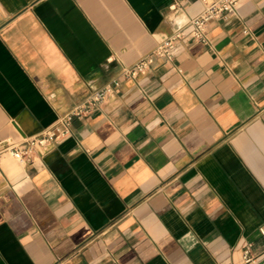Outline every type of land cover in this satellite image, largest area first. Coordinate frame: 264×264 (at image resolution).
<instances>
[{
  "label": "crops",
  "instance_id": "obj_1",
  "mask_svg": "<svg viewBox=\"0 0 264 264\" xmlns=\"http://www.w3.org/2000/svg\"><path fill=\"white\" fill-rule=\"evenodd\" d=\"M173 3L0 0V264H247V243L264 263V0L208 44L190 37L201 0ZM106 87L59 143L13 157Z\"/></svg>",
  "mask_w": 264,
  "mask_h": 264
},
{
  "label": "built area",
  "instance_id": "obj_2",
  "mask_svg": "<svg viewBox=\"0 0 264 264\" xmlns=\"http://www.w3.org/2000/svg\"><path fill=\"white\" fill-rule=\"evenodd\" d=\"M187 0H174L172 7H182ZM242 0H201L203 3L202 12L189 18V24L192 26L191 39L209 43L208 30L213 20L228 19L238 14V9ZM187 38L183 31H179L169 40L162 43L153 54L143 58L134 67L126 71V76L135 78L139 74L147 71L154 63L157 57L171 59L172 52L178 40ZM118 85V84H117ZM111 92L109 87L94 92L84 104L78 106L68 115L62 118L56 125L50 128L44 134L23 141L20 144L8 146L9 151L15 159L20 162H33L39 152L47 151L53 144L59 143L64 137L70 134V125L74 118H82L94 111L102 110L103 105ZM0 147L4 148L3 143ZM260 234L264 238V226L260 228ZM244 260L247 264L253 261V245L247 243L244 246Z\"/></svg>",
  "mask_w": 264,
  "mask_h": 264
},
{
  "label": "water",
  "instance_id": "obj_3",
  "mask_svg": "<svg viewBox=\"0 0 264 264\" xmlns=\"http://www.w3.org/2000/svg\"><path fill=\"white\" fill-rule=\"evenodd\" d=\"M262 264H264V263H262Z\"/></svg>",
  "mask_w": 264,
  "mask_h": 264
}]
</instances>
